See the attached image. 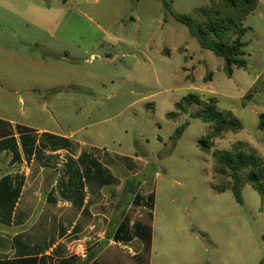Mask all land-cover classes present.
<instances>
[{"label":"rangeland","instance_id":"374dc122","mask_svg":"<svg viewBox=\"0 0 264 264\" xmlns=\"http://www.w3.org/2000/svg\"><path fill=\"white\" fill-rule=\"evenodd\" d=\"M218 1L0 0V113L25 115L28 99L36 96L39 108L31 121L37 126L58 130L57 121L69 133L81 129L78 137L107 149L127 173L133 160L143 162L148 180L131 213L141 206L134 199L152 189L145 199L154 208L147 228L152 264L264 259V198L250 184L243 187V205L230 190L218 193L213 158L215 150H230L236 142L264 158V132L258 129L264 113V0L244 21L250 29L243 37L248 67L235 68L232 77L166 8L168 3L178 14L193 15ZM190 94L214 99L243 129L204 150L200 142L210 124L191 116L199 107L168 117Z\"/></svg>","mask_w":264,"mask_h":264},{"label":"crops","instance_id":"0c3cea01","mask_svg":"<svg viewBox=\"0 0 264 264\" xmlns=\"http://www.w3.org/2000/svg\"><path fill=\"white\" fill-rule=\"evenodd\" d=\"M28 102L18 118L0 113V264H152L154 208L145 206L152 189L144 199L136 195L141 206L131 213L135 196L126 192L122 164L78 137L81 129L37 126L31 120L40 101ZM144 167L133 160L128 174L139 177Z\"/></svg>","mask_w":264,"mask_h":264},{"label":"trees","instance_id":"16d2710c","mask_svg":"<svg viewBox=\"0 0 264 264\" xmlns=\"http://www.w3.org/2000/svg\"><path fill=\"white\" fill-rule=\"evenodd\" d=\"M257 7L258 0H219L210 7L197 9L193 15H182L175 12L171 4L166 3L170 14L188 27L200 47L212 51L224 62V72L229 77L233 76L235 68L248 67L244 59L246 43L243 37L250 29L244 25V21ZM208 78L206 82L212 81ZM192 107H199L192 113L193 118L210 124L209 131L200 142L208 152L214 146L213 140L223 138L228 132L237 133L243 129V123L232 112L221 111L214 99L205 101L196 94L183 98L176 104L177 112L170 113L168 117L175 119L179 113L188 114ZM188 126L189 123H185L178 128L174 135L175 142ZM258 129L264 132V113L259 115ZM213 158L215 189L218 193L230 190L236 201L243 205V187L250 184L264 198V158L254 150L249 149L243 142H236L230 150H215ZM118 169L126 180V192L136 197L139 187L148 179L143 175L132 177L119 166ZM227 178L229 180L222 185ZM0 245H5L1 238ZM259 264H264V259Z\"/></svg>","mask_w":264,"mask_h":264}]
</instances>
